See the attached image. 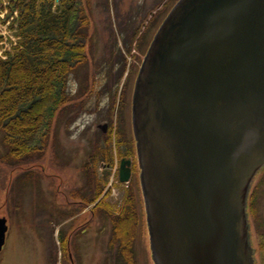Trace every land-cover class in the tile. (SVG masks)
<instances>
[{
  "label": "water",
  "instance_id": "95a60500",
  "mask_svg": "<svg viewBox=\"0 0 264 264\" xmlns=\"http://www.w3.org/2000/svg\"><path fill=\"white\" fill-rule=\"evenodd\" d=\"M148 46L131 115L153 263L251 264L244 205L264 163V0H178ZM118 177L129 178L124 159ZM6 229L0 217V250Z\"/></svg>",
  "mask_w": 264,
  "mask_h": 264
},
{
  "label": "rangeland",
  "instance_id": "374dc122",
  "mask_svg": "<svg viewBox=\"0 0 264 264\" xmlns=\"http://www.w3.org/2000/svg\"><path fill=\"white\" fill-rule=\"evenodd\" d=\"M175 1L81 0L88 21L82 27L85 57L69 73L67 100L52 114L47 128L42 131V135L46 133L41 137L42 149L28 161H6L0 132V216L5 217L7 223L0 264H101L105 256L102 263L115 264L111 258L113 246L111 251L107 244L110 247V240L114 239L122 243V236L113 232L110 217L120 216L132 195V232L128 244L123 246L126 249L120 251L125 259L131 255L134 264H153L149 247L142 250L136 236V246H130L133 231H140L143 199L137 175L132 176L128 184L117 180L119 160L129 156L115 147L118 133H110L111 161L101 158L94 174L88 161L103 133L98 125L109 122L115 127L116 123L130 137L131 107L128 103L123 108L121 102L119 107V95L126 85L127 101L132 96L146 49ZM156 17L160 19L152 26ZM10 26L15 27L11 21ZM7 29L0 24V55L3 57V51L10 49V42L18 39L14 29ZM146 30L145 44L130 47L132 54H129L125 39L131 37L134 44ZM124 52L128 58L116 62V55ZM4 90L8 99L12 97L9 87L4 86ZM20 118L18 115L17 119ZM96 185L100 187L97 189ZM258 201L264 217L263 196ZM100 202L107 204L109 211L101 209ZM127 222L126 217L123 223Z\"/></svg>",
  "mask_w": 264,
  "mask_h": 264
},
{
  "label": "trees",
  "instance_id": "16d2710c",
  "mask_svg": "<svg viewBox=\"0 0 264 264\" xmlns=\"http://www.w3.org/2000/svg\"><path fill=\"white\" fill-rule=\"evenodd\" d=\"M83 8L81 0H11L18 39L9 50H4V57L0 56V132L6 161H28L39 153L41 137L46 135L42 131L67 100L69 73L85 57L82 27L88 21ZM4 86L12 92L9 99L6 90L2 91ZM116 143L120 153H130L123 135H116ZM112 149L110 132L101 133L88 161L91 173L96 172L94 168L101 158L105 162L112 160ZM132 197L112 221L113 232L122 236V245L132 232ZM100 205L109 211L107 204Z\"/></svg>",
  "mask_w": 264,
  "mask_h": 264
},
{
  "label": "flooded vegetation",
  "instance_id": "af4514ba",
  "mask_svg": "<svg viewBox=\"0 0 264 264\" xmlns=\"http://www.w3.org/2000/svg\"><path fill=\"white\" fill-rule=\"evenodd\" d=\"M165 4L168 5V2ZM157 18L158 17H156L153 20V22H152L153 24H151L152 26H154L156 24V22L160 19V17L158 19ZM151 25H150V27H151ZM147 31L148 30L141 33V35L136 40L134 39L135 40L134 44H132V42H131L132 41L131 37L128 36V38L125 39V41H124L125 42L124 46L127 48L126 50L129 52L130 50H128V49H130V47H135V46L136 47H142L146 42V40H144L145 39L144 34H146ZM129 54H132V53L129 52ZM126 57L128 58V56H126V53L124 52L123 55H121V54L116 55L115 59H117V61L119 63H121V61L124 60ZM132 61H134V60H132ZM132 72H133L132 70L129 71V74L130 73L132 74ZM119 89H121V87H119ZM127 92H128V90H127V87L125 85V87L122 90L121 95H119L120 93H118V95L120 97L119 107H120V102L122 104L121 107H123V108L128 103L130 104V107H131V95H130L129 100L127 101ZM110 106H111V104H110ZM104 126L105 127H101V129H100L103 133H107L109 131L111 134L118 133V134L123 135L124 142L126 143V145L128 146V149L130 151V153L128 154L129 156L125 157V159H126L125 164L128 168L132 169L134 166V164H133L134 163V144L131 145L133 143L131 134H130V137L129 136L127 137L126 136V134H127L126 130L122 126L118 127L116 123H115V127L113 126V124H110L109 122H106ZM133 174L134 173H131V176H133ZM261 196H263V198H264V170L258 171L257 174L254 176V178H252V183H251V187L248 190L246 206H245L247 228H248V245H249L250 255L252 258V262H253L252 264H264V217H263V215L260 214L261 206H260L259 201H258V200H260ZM110 219H112V221H113V217H110ZM251 232H252V235H251ZM135 236H136V240L141 242L142 250L143 249L146 250V247L147 246L149 247V240H148L147 226H146V223L143 220V218H142V223L140 225V231L138 233L133 231V233H132V237L130 238V246H132V245L136 246L137 242H136V240H134ZM121 239H122V237L120 238V240ZM109 240H110V238H109ZM69 242H70V246H71V241L69 240ZM128 242H129V240H128ZM128 242L126 243V245L128 244ZM112 246H113L114 255H112L111 258L115 264H134L135 263V259L130 257L131 255H129V257H127L126 259L122 257L120 250L124 249V247H123L124 245H122L121 242L119 244L117 241H115V239L113 242H112V240H110V247L107 244L108 250H111ZM107 247H105L104 250H106ZM129 248H130V251H134L133 247L132 248L129 247ZM72 249L74 250V245H72ZM70 252H71V249H70ZM108 254H110L109 251H108ZM105 258H106V256L103 257L101 261L103 262V260H105ZM102 262H101V264H104Z\"/></svg>",
  "mask_w": 264,
  "mask_h": 264
}]
</instances>
